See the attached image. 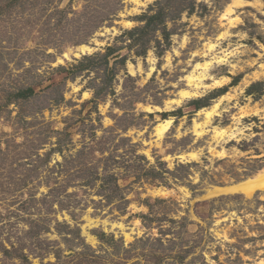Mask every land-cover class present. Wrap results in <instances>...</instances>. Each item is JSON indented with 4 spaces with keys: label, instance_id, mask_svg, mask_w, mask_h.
Listing matches in <instances>:
<instances>
[{
    "label": "rangeland",
    "instance_id": "1",
    "mask_svg": "<svg viewBox=\"0 0 264 264\" xmlns=\"http://www.w3.org/2000/svg\"><path fill=\"white\" fill-rule=\"evenodd\" d=\"M246 1L0 0V264H264V0ZM160 8L170 41L121 37ZM215 55L205 84H224L182 98Z\"/></svg>",
    "mask_w": 264,
    "mask_h": 264
},
{
    "label": "bare ground",
    "instance_id": "2",
    "mask_svg": "<svg viewBox=\"0 0 264 264\" xmlns=\"http://www.w3.org/2000/svg\"><path fill=\"white\" fill-rule=\"evenodd\" d=\"M133 2L136 3H140V0H132ZM236 2V4H246L248 1L246 0H234ZM234 2V3H235ZM226 12L222 15V18L224 20H228L230 23L231 19H232V12H233V8H231V6L225 10ZM229 33V32H228ZM102 45V44H100ZM96 46H98V43L96 44ZM209 52H213L216 48V45L214 44H209ZM94 51H96V48L93 46H89V45H81L76 47L74 50H69V52L65 53L63 55L62 58L59 59V62H64L65 60H71L73 57L74 58H79L82 57L83 55H90L92 54ZM224 57V56H223ZM226 62V59L222 58V57H218V56H214L212 57V59L210 61H206L205 63H198L194 69V71H192L187 77H186V82L187 85L189 86V88L191 89L190 91L188 90H181L180 91V95L182 96V98H192V97H201L202 95V90L203 89H208V88H212L215 89L216 88H220L223 84H224V80H213L214 83L210 86V85H206L205 82L208 79L207 75H208V71L211 67H213V65L215 63L218 64H224ZM258 78H262L261 75L257 76ZM225 79V78H224ZM229 98V94L225 95L223 97H221L218 102L212 106L211 108H205L199 112V113H203L204 115V121L202 123L199 122H195V131L197 132L198 136H202L204 131V128L208 125H210L213 121L214 116H219V108L221 103L223 102V100L228 99ZM218 113V114H217ZM171 125V121H166L164 123H160L157 127H156V132H157V137L159 140H161L166 131L168 130L169 126ZM240 129H231L230 128H219V127H214L213 128V132H214V139H216L218 142L219 141H226V140H230L234 137H236V134H238L237 132H240ZM231 132V134H229ZM220 153V152H219ZM222 154H224V152H221ZM188 158H196L197 155L196 154H190L189 156H187ZM182 159H186V156H182ZM257 183H263L264 184V177L260 180L257 181ZM236 187V186H235ZM253 189V188H252ZM239 190L238 188H233L232 191H237ZM163 190H159L158 193H161ZM227 192V191H226ZM249 196H251L254 191L253 190H249L248 192H246ZM127 237L129 238L130 235H127Z\"/></svg>",
    "mask_w": 264,
    "mask_h": 264
},
{
    "label": "trees",
    "instance_id": "3",
    "mask_svg": "<svg viewBox=\"0 0 264 264\" xmlns=\"http://www.w3.org/2000/svg\"><path fill=\"white\" fill-rule=\"evenodd\" d=\"M7 1L8 5L10 6L14 4L17 0H4ZM3 11V7L0 5V12ZM164 9L160 8L156 13H147L140 17V21L145 22L146 24L142 27H137L134 28L133 30H126L124 34L121 36H129L134 40V43H137L138 41H143V44H146V41L148 42V39L146 40L145 37H148L152 32L156 31H162V34L165 36L166 39L170 41V32L167 31L166 24L164 22ZM159 44L161 45L160 41H158ZM146 49V47H145ZM113 48L109 47L108 51L110 53L113 52ZM106 55L105 57H108L110 55ZM89 61H92L93 59L91 57L86 58ZM83 67V63H80V66L76 67V69H80ZM61 69H63L61 67ZM35 90L32 87L26 88V89H21L17 94L16 97L17 99H22V100H28L31 97L35 95ZM8 251V250H6ZM9 252V251H8ZM7 252V253H8Z\"/></svg>",
    "mask_w": 264,
    "mask_h": 264
}]
</instances>
